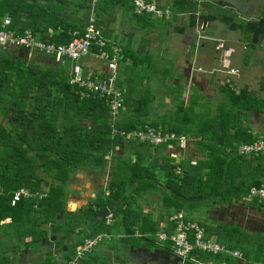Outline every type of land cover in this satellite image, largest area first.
Masks as SVG:
<instances>
[{
  "label": "trees",
  "instance_id": "trees-1",
  "mask_svg": "<svg viewBox=\"0 0 264 264\" xmlns=\"http://www.w3.org/2000/svg\"><path fill=\"white\" fill-rule=\"evenodd\" d=\"M101 2L104 3L102 6L99 5ZM106 3L107 0H99L97 9H103ZM172 3V7H178L181 12L196 11L195 4L188 0H173ZM131 4L133 12L132 1ZM189 5L191 7H188ZM89 12L90 8L87 9L88 15ZM95 12L97 16L98 13ZM134 15L138 14L134 13ZM5 16L11 18L10 27L17 32L32 28L33 32L36 30L42 33L40 35L42 40L56 43L68 41L72 30L83 29L78 23L69 24L63 27L60 33L52 35H49L46 29H33L30 23L19 18L13 0H0V27L2 17ZM192 16L194 17V14ZM214 17V14L201 16L202 20H211ZM221 17L229 29H240L244 34H249L252 45L257 43L259 38L264 37V16L239 21L228 14H221ZM112 42L119 46L117 42ZM124 51L122 47L120 63L124 60L122 57ZM64 66H42L31 61H21L12 56L9 48L0 47V213L17 209L21 201L26 202L28 205L26 211L38 214L37 219L31 218L33 234H39L33 235L34 242L47 233L40 228L39 220L51 223L49 228H52L53 233H63L64 236H59L63 241L65 233L75 232L76 224L83 223L84 219L88 218L89 214L78 216L79 218L66 216L68 229L62 230L59 226H55L56 218L62 216L67 181L73 168L98 170L106 164V155L118 146L152 147L133 139L126 140L122 135L112 136L108 107L95 96L80 97L79 88L67 82L68 74ZM220 92L221 101L208 100L206 106L204 101L202 107L197 99L193 100L189 107L180 102L173 118L162 119L164 120L162 123L158 121L149 123L156 128L174 132L177 136L195 135L197 148L207 156L202 169L200 165L203 161L192 162L188 158L179 161V164H174L172 158L163 157V161L157 165L152 163L144 165L140 155H135L133 159L121 158L114 166L113 177L107 187L108 192L100 197V202L92 216L95 217L103 209H109L113 213L112 222H114V218H117L121 211L123 213L127 210L133 211L130 203H127L125 209L121 205L115 206L119 198L128 201L129 196L133 195L129 192V187L133 186V183L136 185L132 187V191L136 194L148 189L160 190L165 208L173 205L174 210L168 213V217L181 212L186 207L193 208L199 203L200 197L206 196L218 202L230 201L232 198L245 201V197L260 203L256 199L248 198L247 194L251 186L260 185L264 179L247 183L242 172L238 171V174H235L236 164L233 163L239 157L235 150L237 144L251 142L258 136L250 133L244 118L250 110L264 109V99L254 96L246 89L238 91L232 89L226 83L221 86ZM138 101L131 105L125 99V106L128 105L136 114L133 118L131 116L133 114L127 115V112H123L124 115L122 113L117 123L119 129L127 131L143 127L145 122L143 119L140 120L142 116L138 114L143 99ZM193 104L199 107L198 110L195 111ZM169 143L177 142L170 140L157 146L161 147ZM178 169L180 172L177 171ZM39 171L55 179L47 189H42V182L46 179L41 178ZM161 176L164 177L165 188L176 197L166 192L157 182ZM235 176H238L236 182ZM20 187L26 188L32 195L22 197L11 205L13 192ZM35 193H45V196L39 197ZM112 204L114 207H111ZM187 215L184 214V219L195 220ZM196 221L205 227L208 237L214 236L213 228L206 224L207 221ZM129 222L131 220L125 222L128 229L132 227L131 223L130 226L128 225ZM101 224L109 225L105 220ZM150 229L140 228L146 234ZM101 232L105 231L95 229L88 232L85 237ZM159 234L155 235L156 242ZM229 234L231 233L226 237L230 238ZM84 238L76 242L74 250L64 245L63 248L69 250L65 258L66 262L73 257ZM166 241L171 243L168 239ZM226 246L231 248L232 243ZM198 254L212 261L224 255V253L209 255L203 252ZM48 255L49 253H47V261H51ZM233 259L225 257L226 262Z\"/></svg>",
  "mask_w": 264,
  "mask_h": 264
},
{
  "label": "crops",
  "instance_id": "crops-1",
  "mask_svg": "<svg viewBox=\"0 0 264 264\" xmlns=\"http://www.w3.org/2000/svg\"><path fill=\"white\" fill-rule=\"evenodd\" d=\"M147 1H154L161 6L160 0ZM13 3L21 20L30 23L33 29H46L49 35L60 33L63 27H67L73 23H78L80 27H83L88 15L87 9L91 6V0H13ZM171 3L161 6L163 10H167L165 16L170 19L172 18V14L174 15L175 13L173 12L175 8H171ZM103 4L101 2L99 5L102 6ZM219 4L224 8L225 4L228 5L229 3L223 0ZM169 10H172V13L168 17ZM102 11V15L106 16L105 10ZM137 16V20H139L145 18L147 14ZM111 18L114 19L115 17L110 16L104 24L99 22L101 28L105 29L102 35L109 40L112 39L105 36L106 32L111 34L116 33L115 24L113 25ZM191 18L193 20L191 19L190 26H194L195 22L198 21L196 19L201 17L196 12L194 17L191 16ZM97 19L98 17H96V21ZM126 27L129 30L124 33L122 32L123 27L118 28L123 35L124 42L121 41L120 37L112 41L117 42L126 51H124V55L122 56L124 60L118 64L117 85L124 90V97L129 104L133 105L135 102H139V99H143V96L138 95L136 90L137 85L131 77V71L132 66H138L141 60L142 65H144L143 61L145 59L147 64L149 63L148 69H162L164 78L157 81L158 86H154L152 93L158 94V90L156 89L155 91V88H161V93L164 94V105L173 107L174 113L180 102H183V105L186 107H189L190 103L192 104V101L196 99L200 102L201 107L204 100L218 102V99L222 97L220 88L225 83L232 89L237 91L246 89L254 96L264 99V75L262 76V81L258 79L251 82L250 61L243 64L232 62V57L236 58L237 56L235 53V48L237 47L239 53L249 51L254 65L256 61L259 62V59L263 60L264 46L262 43H264V37L259 38L257 43L253 45L243 40L242 37H239L237 41H232L234 45H231L229 44L231 42L228 40L214 36L208 37L206 34L200 37H190V33L185 35L183 29L179 35V40L175 42L177 46L174 45V48L166 50L167 53L171 50V59L165 60L163 68L160 61L164 58L162 53L165 52L166 47L162 51L160 48V53H157L155 50L160 46H155V43L158 42L156 31H160L162 29L161 26L155 22L151 23L145 18L144 22H140L138 28H135L131 24H126ZM134 29L145 33L141 40L143 43H133L135 36L131 30ZM34 33L39 38L42 34L40 31L36 32V30ZM153 33H155V37ZM116 35L118 36V33ZM126 39H128L127 42H125ZM150 42L154 45L152 51L149 48L151 45H146L150 44ZM9 51L12 56L19 58L21 61H31L42 66L56 67L58 65H65L67 74H69L70 66L68 62H63L57 59L56 56L12 46L9 48ZM158 55L160 56L159 59L157 58ZM83 65L84 71L91 75H104L106 73L105 63L99 58L93 56L87 57L83 60ZM230 68H235L236 73H230ZM153 73L155 74V72ZM255 84H257L256 87L254 86ZM143 104L144 100L141 106ZM164 105H158L157 108L162 109ZM193 106L195 105L193 104ZM198 108V106H195V111ZM124 112H127V115L133 114L131 115L133 118L136 114L128 105H126ZM162 116L163 114L154 116L153 118L142 116L140 120L143 119L145 124H149L152 121L162 123L164 122V120L162 121ZM244 121L248 125L252 135L264 134V109L250 110ZM182 138L184 147L188 148V150L190 149L189 153L185 152L184 154L180 146L181 144H178L179 142L175 144L169 143L161 147L152 146L150 148L146 146H141L140 148H123L118 146L106 155V164L98 170L73 168L67 181L62 216L60 215L56 218L55 226H59L60 228L62 226L67 227L63 224L67 221L66 216L73 218L80 217L81 215L85 216L86 214H89V216L84 219L83 223L79 222L76 224L75 232L65 233L63 241L59 239V236H64L63 233H53L51 231L52 228L50 229L49 226L45 229L42 226L40 228L47 231V233L36 241L41 244L40 247H29V242L35 243L32 239L33 235L38 236L39 234H33V220L31 219V213L26 211L28 205L24 201L19 203L17 209L0 213V264H65L66 254L69 250L64 249V245H68V249L74 250L76 242L95 229L105 231L111 237L103 240L89 254L85 255L78 264H199L183 261L177 257L173 253L169 241L156 242L155 235L157 233L169 234L174 229V225L168 217V213H172L174 210L173 205L165 208L160 190L148 189L142 191L140 194H136L132 191V187L136 185V183H133V186L129 187V192L133 195L129 196L128 201L119 198L115 206L121 205L125 209L127 203H130L131 209L134 212L127 210V212L123 213L121 211L117 215V218H114V222L108 226L101 224L105 220L107 209L99 211L95 217L92 216L100 202V197L107 194V187L108 183L112 180L114 166L121 158L130 157L133 159L135 155H140L143 158L144 165L148 163L157 165L160 161H163V157H168L172 158L174 164H179L181 160L187 158L191 160V156L194 153H203V151L197 148V144L195 143L197 138L195 135L189 134L186 138L184 136ZM181 151L182 156L179 154ZM261 154L260 156H242L238 154L237 161L233 163L236 164L235 170L237 172L235 174L237 175L238 171L242 172L244 180L247 183L257 179H264V153ZM108 156L112 157L111 161ZM40 175L41 178H44L45 174L40 173ZM234 179L236 182L238 176H235ZM157 182L165 188L163 176ZM50 184L52 183L42 182V189H46ZM71 190L74 192L72 193ZM165 190L168 193L170 192L173 197H176L169 189L165 188ZM204 198H207V196L202 197L198 201L203 202ZM244 199L245 201L243 199L235 200L232 198L230 201L225 202L211 200V202L208 201L210 205L204 204L203 211L197 214H194L195 206L189 209V214L187 213V208L189 207L181 211L185 215L188 214L187 216L192 217L196 215L198 219L192 217L195 220L207 221L206 224L212 227L215 233L212 237L213 239L224 245L227 250H238L241 253V256L237 257L228 252H221L224 253L223 257L215 261L198 256L202 264H264V203H256L245 197ZM10 204L13 205L11 202ZM111 207H114V204ZM121 216L123 217L121 218ZM129 219L131 222L128 225L130 226V223L132 225L130 229H128L129 227L125 223L126 221H130ZM135 222L137 223L135 224ZM47 224L50 225L51 223ZM141 227L151 229L146 234L144 230H140ZM83 228L86 231H83ZM215 229L217 231H214ZM151 230L153 233H151ZM228 233H231L229 234L231 235L230 238L226 237ZM137 234H142L143 236H138ZM50 236L51 238H49ZM145 236H150L151 238L149 239ZM23 237L25 242L21 246H14V241L16 242L17 238L22 239ZM228 243H232L231 248L226 246ZM47 253L52 254L51 261H44ZM226 256L234 258L233 261L229 260L226 262Z\"/></svg>",
  "mask_w": 264,
  "mask_h": 264
},
{
  "label": "built area",
  "instance_id": "built-area-1",
  "mask_svg": "<svg viewBox=\"0 0 264 264\" xmlns=\"http://www.w3.org/2000/svg\"><path fill=\"white\" fill-rule=\"evenodd\" d=\"M95 1L93 0V2ZM132 3L133 12L138 15L154 14L160 17L165 13V10L157 8L153 2L147 0H132ZM10 24L11 18L9 16L2 18L0 47L6 49L12 46L26 50H36L47 55L56 56L57 59L63 62H68L70 70L67 82L79 88L80 97L95 96L101 99L108 107L112 136L122 135L126 140L133 139L151 146L182 138L174 132L165 131L149 124L127 131L117 127L120 116L126 108L124 90L117 85V69L122 47L102 35L100 28L96 25V14L93 6L90 8L87 22L83 26L82 31L78 29L72 30L70 32L71 37L66 42L45 41L36 36L30 28L17 32L10 27ZM90 56L99 58L105 63L106 73L104 75H91L84 71L83 60ZM229 72L236 73V70L230 68ZM235 150L237 154L242 156H256L264 153V134H259L251 142L237 144ZM35 194L39 197L45 196V193ZM31 195L32 193L26 188L20 187L13 192L11 203L14 204L22 197H30ZM247 196L263 203L264 182L258 186H251ZM169 220L174 223V230L169 235L160 233L157 242H162L166 239L170 240L173 253L181 260L202 264L198 258L199 252L208 254L228 252L237 257L241 256L238 250L229 251L224 245L208 237L205 227L201 223L196 220L184 219L182 212L170 215ZM112 221L113 213L107 209L105 222L111 224ZM108 238H110V234L105 232L85 237L73 257L65 264H78L87 253H90L103 240Z\"/></svg>",
  "mask_w": 264,
  "mask_h": 264
},
{
  "label": "rangeland",
  "instance_id": "rangeland-1",
  "mask_svg": "<svg viewBox=\"0 0 264 264\" xmlns=\"http://www.w3.org/2000/svg\"><path fill=\"white\" fill-rule=\"evenodd\" d=\"M202 2L199 4L198 6V11L199 13L202 14H214L216 16L215 20H207L206 24H204L205 22H203V20H201V18H198L194 24V26H190L191 23V14L190 13H182L179 12L177 15H173L172 14V18H167L165 16L166 14V9H165V13H163V16H160L161 19H157L154 14L153 15H148L145 16V18L147 20H149L151 23L155 22L157 24H159L161 26V30L160 31H156V38L158 40V42L155 43V46H158L155 50L157 53H160V48L161 51L163 48H165V52L162 53V56L164 58H162L160 61L161 66L163 67V65L165 64V60H167L168 58L171 59L170 57V51L169 53H167V49H172L174 48L175 42H177V40H179V35L180 33L183 31L184 29V33L185 35H188V33H190V37H200L203 36V34H206V36H214L216 38H223L225 40L230 41L231 43L229 44H233L232 41H237V39L240 37L243 38V40L250 42V35L248 34H243V31H241L240 29H235V30H231L229 29V27L227 26L226 23H224L221 19V14H229V12H232L234 15V18L236 21L239 20H251V19H256L259 18L260 16H264V0H225L226 3H229L228 5H226V7H222V5L219 4V1H223V0H201ZM234 1V2H233ZM236 1H238L240 3V5L235 4ZM98 2V0H97ZM97 2H93L91 0V6L90 8L93 6V10L97 11V16L98 19L96 21V25L100 28L101 33L105 32V29H102L101 26L99 25L100 23H103L105 21H108L109 17H115L114 19L111 18V20L113 21V25L115 24V29H116V33H118V36L115 34H111V33H107L105 34V36H107L108 38L112 39V40H117L118 37H120L121 41L124 42L123 39V35L120 33V30L118 28L123 27L122 32L124 33L125 31H128L129 29L126 27V24H131L133 25L135 28H138L140 25V22H144L145 18H141L139 20L137 15H134L132 12V4H131V0H107V5L105 6V8H103L102 10H105V15L103 16V11L101 9H97ZM173 2V0H160L161 6H165L168 5L169 3ZM155 3V2H154ZM250 3V8L249 10H247V6ZM122 5V6H121ZM171 5H173V3H171ZM230 6V7H229ZM238 9V13L234 10V9ZM96 13V12H95ZM168 14V13H167ZM170 15V11L168 14V17ZM101 16H103L102 18H100ZM163 17V18H162ZM169 19V20H167ZM152 20V21H151ZM193 20V19H192ZM99 21V22H98ZM181 28V29H180ZM118 29V30H117ZM187 30V31H186ZM131 32L134 34V41L133 43L135 44H140L143 43L142 38L144 37V32H138L136 29L131 30ZM142 33V34H141ZM153 36L155 37V33H153ZM151 39H152V35H151ZM128 39L125 40V42H127ZM222 43V42H221ZM147 46L151 45V47L149 46V48L153 49V43L150 42V44H146ZM223 45V44H221ZM234 45V44H233ZM262 45L264 46V43H262ZM177 46V45H175ZM11 46H9L10 48ZM154 50V51H155ZM235 53L237 54L236 58L232 57V62L235 64H239V63H247L248 61H250L249 63V68H250V76H252L251 78V82L254 80H258L262 81L263 80V75H264V68H262V66H264V59L261 60L259 59V62L256 61V64L254 65L253 62V58L250 57L249 55V51H243V53H239L238 51V47L235 48ZM241 52V51H240ZM157 58L159 59L160 56L158 55ZM156 58V60H158ZM142 60L139 61L138 66H132V71H131V77L132 79L136 82L137 85V92L138 95L143 96V100H144V104L141 107V111L139 113L140 116H145V117H154V116H160L163 114L162 119L168 120L169 118H173L172 116L175 115V113L173 112V107H169L167 105H164V94L161 93V88L156 87V89L158 90V94H155V92L152 93L154 86H158L157 81L160 79H163L164 76L162 75V69L159 68H151L148 69V64L146 59L143 61L142 65ZM144 66V67H143ZM121 67H123V65H121ZM164 68V67H163ZM235 69V68H234ZM236 70V69H235ZM123 72V69H122ZM155 72V74L153 73ZM255 87L257 86V84L254 85ZM160 89V90H159ZM204 100V99H202ZM222 98L218 99V101H221ZM205 101V106L207 105V101ZM164 105V107L162 109L157 108L158 105ZM179 120V118H178ZM183 137V136H182ZM186 138V136H184ZM176 142L178 144H181L180 146L182 147V151L184 152H188L189 150L188 148L184 147V141L183 138H180V140H176ZM192 144V143H191ZM185 148V149H183ZM179 153L180 155L182 154ZM176 154V153H175ZM178 154V152H177ZM182 156V155H181ZM190 157V156H189ZM191 161L192 162H198V161H203L201 162L200 165V169H202V165L205 163L207 156L205 153L199 154L198 153H194L191 156ZM109 160L111 161L112 157L108 156ZM176 163V162H175ZM180 169H178L179 171ZM39 173H42L41 171H39ZM203 174V173H202ZM201 174V175H202ZM46 176L44 175V178ZM44 182H50L53 183L55 182V179L52 177H46V181ZM46 184V183H45ZM48 188V187H47ZM46 188V189H47ZM71 192L73 193L74 191L71 190ZM209 192V191H208ZM201 199V197L199 198ZM205 200H202L203 202H199L198 204H195V211L194 214L197 213H201L203 211L204 208V204L206 205H210L209 202H211V199L209 197L204 198ZM209 201V202H208ZM216 201V200H215ZM35 206V205H34ZM189 206V205H187ZM73 209V207H71ZM190 208V207H189ZM197 209V210H196ZM31 218H33L34 220L37 219L38 214L37 212H33L31 211ZM187 213H189V209L187 208ZM184 214V213H183ZM195 219H198L196 215L192 216ZM67 219V218H66ZM75 220V219H74ZM40 221V227L43 226V228L45 229L46 227L49 226V224H47L48 222ZM38 221V222H39ZM65 226L67 225L66 222L63 223ZM67 227H63L62 226V230L66 229ZM68 229V228H67ZM76 230V228H75ZM26 233H27V229H26ZM51 238V236L49 237ZM67 241V240H66ZM25 242L24 237L22 239L17 238L16 242L14 241V246H21V244H23ZM30 246L29 247H40L41 244H39L38 242H35L34 244H32V242H29ZM18 246V247H19ZM52 254H49L48 256L51 257ZM41 258V257H40ZM45 260L47 261V254L45 256Z\"/></svg>",
  "mask_w": 264,
  "mask_h": 264
},
{
  "label": "flooded vegetation",
  "instance_id": "flooded-vegetation-1",
  "mask_svg": "<svg viewBox=\"0 0 264 264\" xmlns=\"http://www.w3.org/2000/svg\"><path fill=\"white\" fill-rule=\"evenodd\" d=\"M188 1H190L191 3L193 2L194 4H195V6H196V11H194L195 13L197 12L198 14H199V16L201 17L202 15H205V14H202V13H199V11H198V6H199V4L202 2L201 0H188ZM221 1H219V3H220ZM153 3H154V1H153ZM155 4V6L157 7V8H159V9H163L161 6H159L158 4H156V3H154ZM235 4H238V5H240V3L239 2H236ZM230 5V4H229ZM188 7H191V5H189ZM225 7H226V5H225ZM230 7V6H229ZM171 8L172 9H174L175 8V11H173V12H175L174 13V15H177L179 12H181V10H179V8L178 7H172V5H171ZM249 8H250V4L247 6V10H249ZM237 13H238V9H234ZM170 11V13H172L171 11L172 10H169ZM188 13H190V14H195V13H192L190 10L189 11H187ZM186 12V13H187ZM232 12H234V11H232ZM232 12H229V14L228 15H232V16H234L233 15V13ZM182 13H184V12H182ZM235 13V12H234ZM207 15V14H206ZM156 18H158V19H161L160 17H156ZM163 18V17H162ZM216 18H212V20H215ZM257 19V18H256ZM251 20H253V19H251ZM209 21V20H208ZM203 22H205L204 24H206V22H207V20H203ZM194 23V22H193ZM208 37H212V36H208Z\"/></svg>",
  "mask_w": 264,
  "mask_h": 264
},
{
  "label": "clouds",
  "instance_id": "clouds-1",
  "mask_svg": "<svg viewBox=\"0 0 264 264\" xmlns=\"http://www.w3.org/2000/svg\"><path fill=\"white\" fill-rule=\"evenodd\" d=\"M148 15H153V14H148ZM155 16V15H154Z\"/></svg>",
  "mask_w": 264,
  "mask_h": 264
}]
</instances>
